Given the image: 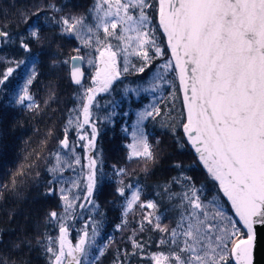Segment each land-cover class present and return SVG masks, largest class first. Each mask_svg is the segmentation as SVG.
Returning <instances> with one entry per match:
<instances>
[{
	"label": "snow or ice",
	"instance_id": "1",
	"mask_svg": "<svg viewBox=\"0 0 264 264\" xmlns=\"http://www.w3.org/2000/svg\"><path fill=\"white\" fill-rule=\"evenodd\" d=\"M47 7L53 9L55 5ZM149 9L158 16L167 51L159 42ZM44 10L38 4L31 13H20L22 22L28 25L27 35H19L12 42L18 43L25 53H31L30 40H40L39 19ZM89 12L94 14V23H86L85 16H61L57 21L62 34L75 35L85 48L95 45L97 56L95 60H87L95 68L90 85L84 84L85 73L75 63L85 57L70 58L73 61L70 79L82 89V94L53 153L55 163L48 168L52 179L47 181L42 193L51 196L56 194V185H71L59 188L63 212L52 210L45 217V225L55 222L58 236L53 237L46 230L37 238L48 264H97L104 255L107 244L103 247L96 244L99 231L95 225L91 228V237L85 225L73 244L68 239L69 226L65 222L77 207L76 201L86 202L78 205L81 209L87 205L98 207L93 194L97 190L99 130L93 119V107H99L96 97L109 92L122 75L130 71L144 74L155 60L161 62L147 79V86L128 91L138 96L141 93L163 95L167 85L173 89L170 95L175 100L178 80L182 111L178 124L168 126L169 130L181 150L185 145L191 147L196 160L215 184L213 190L204 184L198 186L185 166L174 161L171 166L178 174L158 186L162 192L157 193L175 201L171 205L175 219L173 226L168 227L161 223L164 214H157L158 203L141 200L139 184H124L127 168L113 165L115 174L121 177L117 183L122 186L116 191L125 198L123 215L126 217L137 205L151 210L144 214L143 220L162 234L159 245L163 246L148 255L151 264H257L258 248L264 251L261 247L264 241V0H94ZM33 17L36 19L29 25ZM11 40L9 32L0 29V43ZM112 40L119 43L113 45ZM75 51L79 53L81 49ZM132 57L139 62L134 63ZM8 64L0 71V91H14L9 86L16 79L14 73L21 70L23 83L8 102L38 109L30 92L38 76L36 61L28 64L20 59ZM169 73L173 74L172 78ZM158 116L161 108L150 103L136 113L131 130L122 129L130 136V143L126 145L127 161L159 163L160 141L155 145L150 143L143 126L145 121ZM104 119L111 122V114ZM85 126L90 131H85ZM177 126L182 128L183 138L176 135ZM73 128L78 140L84 143L70 141L69 130ZM77 147L84 150L86 165L81 164ZM76 166L87 168L86 194L70 197L68 193L81 185L78 179H65L64 172L69 169L75 172ZM174 185L180 186L179 192L173 191ZM143 229L142 222L140 230ZM93 246L98 248L95 253ZM132 246L133 251L125 252V257L144 251L135 239ZM114 264H123V261L118 257Z\"/></svg>",
	"mask_w": 264,
	"mask_h": 264
},
{
	"label": "trees",
	"instance_id": "2",
	"mask_svg": "<svg viewBox=\"0 0 264 264\" xmlns=\"http://www.w3.org/2000/svg\"><path fill=\"white\" fill-rule=\"evenodd\" d=\"M38 4L45 8L39 19L40 40H30L31 53H25L18 43L12 41H16L19 35H27L28 25L22 22L20 13H31ZM49 4L55 5V8L49 9ZM93 5L94 0H0V29L9 32L12 38L7 43H0V71L10 66L8 61L24 59L30 64L35 60L38 76L30 92L39 105L38 109L30 110L25 106L9 104L10 95H15L22 83L21 70L14 73L16 79L9 86L14 91H0V186H7L0 187V261H7V264H48L46 253L37 244V238L46 230L49 235L58 236L55 222L45 225V217L52 210L60 213L61 185H56L57 191L54 195L45 196L42 193L47 181L52 179L48 168L55 163L53 153L57 151L59 141L64 136L70 112L78 108V98L82 94L80 87L72 85L69 76L70 58L74 55L85 57L84 84L90 85L95 68L87 60H95L97 53L94 50L95 45L85 48L75 35L62 34L61 25L57 21L61 16H85L86 23H94V14L89 12ZM148 11L157 29L159 42L167 51L166 39L157 23V14L151 9ZM35 19L33 17L29 25ZM111 42L115 45L118 41ZM77 48L81 49L79 53L75 51ZM131 59L134 63L139 62L135 57ZM160 62L153 61L152 68L144 74L130 71L122 75L109 92L96 97L99 107L94 105L93 119L99 130L97 148L100 155L97 157V190L93 194V200L98 207L93 218L100 223L97 245L103 247L107 244L105 253L97 264H114L118 257L123 264H151L148 255L163 248L159 245L162 234L154 231L143 220L144 214L151 210L137 205L126 217L123 215L125 198L116 191L118 186H122L117 183L121 177L115 174L113 165L127 168L128 175L123 177L124 184H139L142 189L141 200H155L159 205L157 214H164L161 223L168 227L173 226L175 219L171 210L175 201H169L166 196L157 193L162 192L158 186L171 181L178 174V170L171 166L174 161L185 166L198 186L204 184L209 190H213L215 184L196 160L194 151L188 145L181 150L169 130L168 126L178 124L182 111L177 80L175 95L178 98L172 100L170 94L173 89L165 85L163 95H159L156 101L161 108V116L155 120L149 119L144 124L149 142L155 145L157 140L160 141L159 163L145 164L126 160V145L130 143V136L122 129L124 126L129 128L135 111L149 101L148 94L141 93L138 96L128 90L142 88L141 79L145 81ZM169 77L172 78L173 74L169 73ZM109 114L111 122L104 119ZM176 135L183 138L182 128L176 127ZM76 137L74 128L70 129V141L76 143ZM78 151L81 154L80 149ZM173 191L179 192L180 186L174 185ZM142 222L143 231L140 230ZM117 225H120L119 229ZM130 237L141 243L144 251L125 257V252L133 251ZM17 244L19 247H16Z\"/></svg>",
	"mask_w": 264,
	"mask_h": 264
},
{
	"label": "rangeland",
	"instance_id": "3",
	"mask_svg": "<svg viewBox=\"0 0 264 264\" xmlns=\"http://www.w3.org/2000/svg\"><path fill=\"white\" fill-rule=\"evenodd\" d=\"M117 43H119V42H117ZM121 63H122V57H121ZM151 74L150 75L148 74V76H147V78H146L145 81L143 79H141V84L143 83L142 88L147 86L146 81H147V79L150 78ZM22 83H23V80H22ZM147 94L149 95V101H148V103H146L145 105L141 106L138 110L135 111L134 118H133V120L129 124L130 130H131V126L136 121V113L138 111H140V110H143V108L146 105H148L150 103H156L157 97L160 95L159 93H147ZM144 124H145V122H144ZM125 127L126 126H124V128ZM85 131H90V128H88L87 126H85ZM75 141H76V144L84 143L82 141H79L78 140V137H76ZM78 149H80V152H81L82 156L79 153ZM76 152L79 153L80 156H81V164L82 165H86L87 161L83 158L84 155H85L84 154V150L82 148H80V147H77L76 148ZM86 174H87V168L86 167L76 166L75 172H73L70 169L67 172V174L64 175V178L65 179H69V178H71V179H78L79 180V183L81 185V187L79 189H72L68 193L70 197L75 196V195L83 196V195L86 194V192H85ZM61 187L70 188L71 185H70V183H68V184L61 185ZM80 203H86V202L83 201L82 199L79 200V201H76L77 207L74 210H72L71 216L65 221L67 223V225L69 226L68 239L73 244H75L78 241L79 236L82 234V231L81 230L85 228V225H88V231H89L90 237H91V228H92L93 225H95L97 227V229L99 231V236H100V230H99L100 223L97 222L93 218V215H94V212L96 210V207L93 208L92 205H87L84 209H81V208L78 207V205ZM62 205H63V202H61V210H60V213L63 212V206ZM99 236L96 238V244L98 243ZM92 251L95 253V252L98 251V248H96L95 246H93Z\"/></svg>",
	"mask_w": 264,
	"mask_h": 264
},
{
	"label": "water",
	"instance_id": "4",
	"mask_svg": "<svg viewBox=\"0 0 264 264\" xmlns=\"http://www.w3.org/2000/svg\"><path fill=\"white\" fill-rule=\"evenodd\" d=\"M157 23H158V16H157ZM160 31L163 34L162 30H160ZM75 63L78 64V65H80L81 70L83 71V64H84V62L83 61H76ZM72 65H73V61L70 59V63H69V76H70V69H71ZM72 85L75 86V87H78V85L74 84L73 82H72ZM178 85H179V82H178ZM181 99H182V94H181ZM188 147L191 149V147L189 145H188ZM261 247H264V241L261 242ZM256 258H257V264H264V251H261L258 248V252H257V257Z\"/></svg>",
	"mask_w": 264,
	"mask_h": 264
}]
</instances>
